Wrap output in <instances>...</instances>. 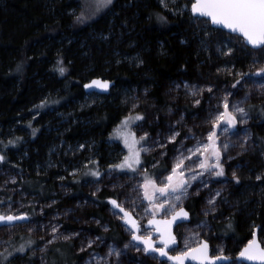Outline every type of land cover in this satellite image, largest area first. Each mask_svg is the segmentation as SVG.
<instances>
[{"label": "trees", "instance_id": "1", "mask_svg": "<svg viewBox=\"0 0 264 264\" xmlns=\"http://www.w3.org/2000/svg\"><path fill=\"white\" fill-rule=\"evenodd\" d=\"M185 1L190 5L191 0ZM114 2L112 11L78 24L71 15L73 10L79 11L78 0H0V153L6 157L0 168L21 173V180L17 178L15 185L35 194L39 202L57 192L53 175L60 173L46 168L60 163V149L84 144L86 147L77 156L79 160L86 153L87 159L96 157L100 166L114 161L119 148L108 146L107 142L111 130L130 111V106H124V97L129 101L140 99L137 112L145 117L144 124L156 117L163 124L165 112L177 100L169 92L176 83L202 82L231 88L236 77L223 71L217 73V68L235 65L237 71L250 70L253 56L242 51L240 43L229 44L236 49L231 56L217 51L218 46L229 41L227 36L221 40L214 34L209 47H203L199 31L204 25L190 19L188 11L183 16L165 12L159 0ZM157 13L167 17V22L158 20ZM254 55L262 62L256 67L262 66L263 53ZM58 61H63L66 69L63 75L57 70ZM95 78L110 80L114 86L109 95H97L99 99L91 104L88 97L95 94H85L83 85ZM45 99L62 102L57 108L62 115L60 120H64L61 124H54L55 120L49 122L48 128L43 127L51 119L46 112L31 119V110ZM249 105L255 106L249 131L257 154L240 161H247L258 172L264 169V112L260 111L264 99ZM177 106L187 119L201 111L192 109L189 102L178 101ZM38 127L40 130L33 136L32 129ZM154 131L151 127L150 132ZM17 137L21 139L15 145L7 143ZM24 139L26 144L22 143ZM89 148L93 151L89 152ZM239 176L240 184L232 182L230 189L231 202L238 205L239 212L221 209L212 226L218 238L234 240L240 250L250 239L254 225L259 226V234L264 233V184L246 172ZM74 178L67 181L71 194H82L81 185L72 183ZM104 197L102 192L99 203ZM64 201L60 205L71 206L72 200ZM196 202L190 200L185 206L190 218L196 215ZM104 210V203H100L81 215L107 223L109 231L102 237L111 242L121 234L114 222H108ZM259 238L264 244V239ZM68 244L52 247L46 254L48 264L70 263L73 249L68 250ZM238 251L234 250V255Z\"/></svg>", "mask_w": 264, "mask_h": 264}, {"label": "snow or ice", "instance_id": "2", "mask_svg": "<svg viewBox=\"0 0 264 264\" xmlns=\"http://www.w3.org/2000/svg\"><path fill=\"white\" fill-rule=\"evenodd\" d=\"M161 2L163 3V0ZM115 6L114 0H78L79 11L77 13L76 10H73L71 15L75 23L85 24L88 21L95 20L104 10L112 11ZM165 7H167V4H165ZM186 10L191 13L190 19L202 22L204 25L199 31L200 44L203 47H209L214 34L221 40L224 36H227L229 38L228 44H223L222 47L218 46L217 48L221 55L231 56L234 54L236 49L229 46V44L238 42L242 45V51L253 56L248 72L237 71L235 65L231 68H217V73L223 71L236 77L231 85L232 89L238 88L246 77H259L264 80V64L256 67L257 64L262 62L259 56L254 55L255 53H264V0H191L190 7L187 3L175 6L174 13L183 16ZM157 19L164 23L167 22V17L158 13ZM233 37L235 38L234 40L232 39ZM224 48H227V51H224ZM140 63H143V61H140ZM253 67H255L254 72L251 71ZM19 69L20 66L18 65L17 70L19 71ZM57 70L61 75L65 73L66 69L63 66V61H58ZM109 85V81L93 79L89 83H85L84 88L91 89L96 87L107 90ZM181 87L185 89L186 95L191 98L194 106L201 105L205 91L208 93L214 92L213 86H207L205 89L188 82L183 85H176L177 89ZM260 88L264 90V84H261ZM233 95V92L225 89L223 97L217 98L218 106L215 108L211 105L209 106L206 122L211 125V128L207 132L206 137L203 135L196 137L192 130L189 129L190 135H185L184 140L179 141V147L175 149L172 167L170 170L164 169L167 172V175L164 176L157 175L155 172L150 174L147 168H143V171H141L143 164L141 152L152 150L150 147L145 146L149 133L144 132L143 135L137 137L136 133L132 131V125L136 121L144 120L143 114L137 113L134 116L130 114L124 117L120 125L110 134V139H120L128 150L127 154L123 156L119 163L108 165V171L104 174L110 176L113 172L119 171L125 175L131 173L132 177L137 174L142 177V180L137 181L136 187L132 190L134 197L130 201V207L125 206L129 204L128 198L124 201L108 198L109 203L112 205L113 215L123 221L126 226L125 230L130 232V240L124 243L122 249L115 245H108V251L104 257L97 260V257L92 255L90 256L91 260H96L97 264H101V262L108 264V257L115 256L117 258L116 264H120L118 258L126 254L129 248H133L138 253L142 252L147 256H151L152 259L158 261V264H167V262L185 264L186 260L196 261L198 264H244L245 261L264 264V244L258 241L256 232V228L259 226L254 225L251 234L252 238L244 244L234 258L227 253L226 248L223 246H217L214 250L215 254H210L209 238L211 228L207 220H203L196 225L199 231L189 230L188 235L184 238V247L182 249L176 234L173 232L174 224L179 225L190 220V212L184 206V200L192 194L190 189L195 188V195L199 196L202 189H208L210 183L219 182V178H222L226 183L229 182L225 163L232 160L233 157L229 155L225 159V154L233 145L228 141V135H237L238 125H246L251 118V111L255 108L254 105L247 103L251 93L246 92L244 97L235 103L229 99ZM47 103L48 101L45 99L37 107L43 108ZM220 106H222L223 110H220ZM133 107L135 108L136 105H133ZM260 111L264 112V106L260 108ZM182 120L183 116H181ZM181 121H177L176 124L179 125ZM29 126H31V122H29ZM36 132L37 129L33 128L32 135L35 136ZM169 132L170 135L167 136V142L171 144L177 143V138L181 135L180 131H174L169 128ZM222 136L224 139H221ZM250 138V134L245 130L243 142L239 145L242 151L247 150V142ZM20 139V137L10 139L7 143L15 145ZM189 139L195 141L191 147L184 143L185 140ZM154 143L160 148L166 149L167 147L166 144L160 143L158 140L154 141ZM79 147L83 149L86 146L81 144ZM160 155L162 157L166 156V152H161ZM5 160V155L0 153V163ZM89 163L94 166L88 168L85 175L95 178L92 181L93 183H99L102 178V172L95 161L90 160ZM160 164V160H156L152 168L158 169ZM240 167H243V165H237V169ZM78 171V169H73L71 174L75 176ZM231 178V182L237 185L240 184L241 177L236 169L232 171ZM60 179L64 178L60 177ZM255 179L264 184V174H257ZM9 182L15 184L16 178L12 177L10 181H5V184ZM2 187L0 186V188ZM121 187L124 186L122 185ZM96 191L98 192L99 188ZM140 192H142V196ZM222 192L223 189L221 188L208 196L203 209V215L206 218L217 212L220 202L218 198H222ZM92 195L95 196L96 192H93ZM262 199H264V193H262ZM137 200L141 201L140 205H137ZM143 201H147V207H143ZM52 203L54 204L55 201ZM5 204H7V207L0 211V225L12 229L18 226V222L21 221L31 223L29 212H17L15 210L12 196L0 199V207ZM21 206L23 207V205ZM137 207H143V216L150 217L147 219V226H142L137 220ZM213 218H215L214 215ZM95 222L103 227L105 232L108 231V225L102 224L100 220ZM228 228H232L231 222H229ZM58 229V224L51 227L52 237L46 241L47 245L53 244L57 239L70 241L73 238H79L80 233L78 232L60 236ZM204 229L208 231L205 232ZM32 231L31 227L28 228V232L31 233ZM40 239L43 240L44 238L40 237ZM97 241L103 242L104 237L88 238L87 242L78 251L84 252L92 248ZM26 249L31 251L33 256L37 249L41 253L45 252V248H39L35 241L28 239L18 247H11L10 250L6 248L3 252H0V264H11V259H14L17 254H20L21 257L27 256L28 251ZM28 264H31V257L28 259ZM85 264H88V262L86 261Z\"/></svg>", "mask_w": 264, "mask_h": 264}, {"label": "rangeland", "instance_id": "3", "mask_svg": "<svg viewBox=\"0 0 264 264\" xmlns=\"http://www.w3.org/2000/svg\"><path fill=\"white\" fill-rule=\"evenodd\" d=\"M159 2L163 11L173 14H175V6L184 5L185 3H187V1L185 0H163V3L161 2V0H159ZM165 4H167V7H165ZM105 11L106 10H104V12ZM188 12L190 13V11ZM226 40L228 41V39ZM226 44H228V42H226ZM225 50L227 51V48H225ZM184 83L185 82L176 83L169 91L175 98H177V100L173 101L172 105H170L168 110L165 112L166 123L160 124L158 118L156 117L154 121H151L149 119L150 121L148 122V124H144L142 121H136L132 125V131L136 133L137 137L143 135L144 132L149 133V138L145 146L150 147L152 150L149 152H141V158L143 161L141 171H143V168H147L150 174L155 172L160 176L167 175V172L164 171V169H171L173 157L175 155V149L179 147V141L184 140L185 135H190L189 129L192 130V133L195 134L196 137H200L202 135L206 137L207 132L211 128V125L206 122L209 112V106L211 105L213 108L218 106L217 98L223 97L225 89L234 93V95L229 98L233 103H235L237 100L242 99L246 92L251 93L250 99L247 101L248 104L255 103L261 99H264V90L260 88V85L264 84V80H261L259 77H246L245 81L236 89L228 88L225 85L218 88L213 86L214 92L208 93L207 91H205L202 97V103L199 106H194L192 104L191 98L186 95L185 89L183 87L179 89L176 88L177 84L183 85ZM188 83L204 87L205 89L207 86H210L202 82ZM122 94L123 96L125 95V93ZM91 96L92 97H88V100L86 99L91 104L95 103L97 99H99L97 95ZM124 100V106H130V111L126 116H129L130 114L134 116L135 114L140 112H137V110L141 107L140 99H136V97H134V101H129L128 97H124ZM47 101L48 103L45 107H37L40 105L38 104L31 110L32 120L36 119L41 112H46L50 115L51 119L43 125V127L45 128L49 127V122H54L56 120L54 124H61L64 121L60 120L62 118V115L60 114L59 109H57L58 107H60L62 102L58 101L57 99ZM178 101L189 102L192 109L201 111L199 113L193 114L189 119H187L185 112L180 111L179 107L177 106ZM133 105H136V107L134 108ZM169 109H171V111H169ZM220 110H223L222 106H220ZM181 116H183L182 121ZM121 121H119V123L111 130L110 134L114 132V129H116L118 125H120ZM177 121H181V123L177 125ZM249 124L250 119L248 120V123L246 125H238L237 135H228L227 139L233 145L225 154V159L229 155L233 157L232 160L225 163L229 182L226 183L222 178H219V182L210 183L208 189H202L199 196L195 195V188L190 189V192L192 194L184 200V206H186L188 202H190V200L195 199L197 200V202L195 205L196 215L194 217L191 216L192 221L178 226L175 230V234L177 236L181 249L184 247V238L188 235L189 230L199 231V229L196 228V225L203 220H207V223L211 228V235L210 238H205H209L211 254H215L214 250L217 248V246H223L226 248L227 253L234 258V250H239L238 245L234 240H229L228 242L225 238H218L216 236V233L212 226V222L216 219V214H218L221 209L227 210L228 212H239L238 205L232 204L230 199V189L233 184L231 182V173L234 169L237 170L238 175L241 172H246L247 174H252L254 178L257 174H264L263 168L261 170L259 169L258 172H255L254 168L250 167V164L247 161H240L241 158L248 156L253 157L257 154L256 147L252 142V135L249 131ZM151 127H153L155 130L153 134L150 132ZM56 128L58 129V127ZM169 128L174 131H180L181 133V135L177 138V143L175 144L167 142V136L170 135ZM37 130H40V127H38ZM245 130L250 134L251 138L247 142V150L242 151L239 145L243 142ZM110 134L108 137L109 140L107 142V145H116L119 148V150L115 154L116 157L114 158V161L110 163L115 164L119 163L123 159V156L127 154L128 150L127 148H125L120 139H110ZM221 139H224V137L222 136ZM157 140L160 141V143L166 144V149L157 147L154 143V141ZM27 142L28 141L25 139L22 141L23 144H26ZM184 143L188 147H191L195 143V141L189 139L185 140ZM83 149H81L79 146L74 147V149L72 146L67 147L65 150L60 149L59 154L57 155L60 163L47 166L46 169H56L60 174H56V176L53 175L56 181L57 192L52 193L49 198L45 199V202H39L35 194H30L19 184L18 186L15 185L16 183L12 184L10 182L8 184H5V181H10L12 177H15L16 181L17 178L18 180H21L20 177L22 176V174L19 172H14L10 168H0V186H3L2 188H0V199H5L7 196H12L13 206L15 210L17 212H29L31 220V223L24 221L18 222V226L12 229L0 227V252H3L6 248L10 250L11 247H18L20 244L25 243V241H27L28 239L35 241L36 245L39 246V248H45L44 253H41L37 249L34 256L32 255L31 251H28L26 249L30 256H24L27 258L24 259L20 254H17L14 259H11V264H28L29 257H31V264H48L50 263V261L47 260L46 255L48 251L52 247L68 243L73 244L66 245V248L68 250L73 249V260L68 264H85L86 261L88 262V264H97V261L91 260L90 256L94 255L97 257V260H99L107 253L108 245H115L116 247H120L122 249L124 243L129 242L130 232L126 231V227L122 226L120 223L121 220H119L117 216L113 215L112 208L108 204V198H116L120 201H124L126 198H128L129 204H126L125 206L130 207V201L134 197L132 190L136 187L137 181L142 180V177L139 174H137L135 177H132L131 173L125 175L119 171L113 172L110 176L105 175L104 173L108 171V165L110 164L100 166L96 161V157L90 156L87 159L88 156L86 153H84L83 157L79 160L77 156L82 153ZM88 150L89 152L93 151L90 148ZM161 152H166V156L162 157L160 155ZM110 153L112 154V151ZM66 158L67 161L64 162V159ZM90 160L95 161L102 172V178L99 180V183H93L92 181L95 178L85 175V172H87L88 168H92L94 166L89 163ZM156 160H160L161 164L158 169H153L152 165ZM85 165H87V167H85ZM237 165H243V167L237 169ZM73 169L79 170L76 174L77 176L75 175L76 177L71 174ZM60 177H63L64 179H60ZM72 178H74V180L72 181L73 184L81 185V190L83 191L82 194H71V188L68 185L67 181ZM247 180H249V177L247 178ZM122 185L124 187H121ZM97 188H99L98 192L96 191ZM221 188L223 189L222 198H218L220 202L217 207V212L213 214L215 218H213V215H210L206 218L203 215V209L205 208L206 200L211 193H214L216 190ZM93 192H96L95 196L92 195ZM102 192H105V197L101 200L100 203H104L105 205L104 212L108 217V222H114L118 226L121 236L116 239L117 241H97V243L94 244L92 248H89L84 252H80L78 251V249L87 242L88 238L102 236L109 231L110 227L107 223L101 222L104 225H108V231L105 232L103 227L96 224L95 221L98 219L93 217L85 219L82 218L81 215V212L87 208L96 209L98 207V205L100 204L99 197ZM140 195L142 196V192H140ZM66 199L72 200L71 206L69 204L60 205L62 202H65L64 200ZM53 201H55L54 204L52 203ZM136 203L137 205H140L141 201L137 200ZM142 203L143 207H147V201H143ZM21 205H23V207ZM49 205L51 206L49 207ZM6 207L7 204H5L3 207H0V211L4 210V208ZM143 207H137L136 218L142 226H145V224L147 223V219H149L150 217L143 216ZM41 209H43V211H41ZM225 220V218L222 219L223 222ZM57 224L59 225L58 231L60 236L70 235L73 232H78L80 233L79 238H73L70 241L57 239L53 244L47 245L46 241L48 239H51L52 237L51 227ZM30 227L33 229L31 233L28 232V228ZM204 231L207 232L208 230L204 229ZM40 237H43L44 239L41 240ZM259 237L264 239V233H260ZM141 247L143 246L141 245ZM118 259L120 264H141V262L142 264H158V261L152 259L151 256H147L142 252L138 253L133 248H129L126 251V254L122 255ZM116 261L117 258L115 256L108 257V264H116ZM101 264H104V262H101Z\"/></svg>", "mask_w": 264, "mask_h": 264}, {"label": "water", "instance_id": "4", "mask_svg": "<svg viewBox=\"0 0 264 264\" xmlns=\"http://www.w3.org/2000/svg\"><path fill=\"white\" fill-rule=\"evenodd\" d=\"M190 15H191V13H190ZM95 79H99L101 81H109L110 82L109 88L107 90H104V89H101V88H96V87H93L91 89H85L84 88V85H83V91H84V93L85 94H95V95H98V96H107V95H109L110 92H111L112 87L114 86V82H112L110 80H107V79H101V78H95ZM90 81H88L87 83H89ZM109 206L112 208V205L110 203H109ZM116 211H118V210H116ZM190 220H191V218H190ZM190 220L189 221H185L183 223H180L179 225L174 224L173 225V232H174V234H175V230H176V228L178 226L183 225V224H186V223H189ZM120 223H121L122 226H125L124 223H123V221H120ZM145 226H147V223L145 224ZM0 227H4V226L3 225H0ZM256 232H257V239H258V241H260V238H259V227L256 228ZM251 238H252V236H251ZM210 254H211V250H210ZM168 264H171V262H168ZM185 264H198V262L191 261V260H186L185 261ZM244 264H259V262H249V261H245Z\"/></svg>", "mask_w": 264, "mask_h": 264}]
</instances>
